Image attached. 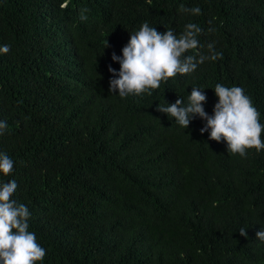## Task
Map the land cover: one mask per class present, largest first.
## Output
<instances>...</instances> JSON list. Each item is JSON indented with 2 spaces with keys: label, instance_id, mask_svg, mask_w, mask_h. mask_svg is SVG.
Instances as JSON below:
<instances>
[{
  "label": "trees",
  "instance_id": "trees-1",
  "mask_svg": "<svg viewBox=\"0 0 264 264\" xmlns=\"http://www.w3.org/2000/svg\"><path fill=\"white\" fill-rule=\"evenodd\" d=\"M145 21L196 23L189 52L221 55L120 98L112 53ZM0 44V152L14 160L0 181L17 182L42 264H264V150L231 154L200 118L185 129L157 110L196 86L211 114L223 83L264 123V0H0Z\"/></svg>",
  "mask_w": 264,
  "mask_h": 264
},
{
  "label": "clouds",
  "instance_id": "clouds-1",
  "mask_svg": "<svg viewBox=\"0 0 264 264\" xmlns=\"http://www.w3.org/2000/svg\"><path fill=\"white\" fill-rule=\"evenodd\" d=\"M183 7V6H182ZM192 14H199L198 6L185 9ZM81 20L86 15L81 13ZM201 27L193 22L176 33L172 28L160 32L145 21L137 30L130 33L122 55L112 53L111 59L119 63V70L109 66L113 74L109 80V90L118 96L151 95L161 82L168 78L191 75L206 59L215 60L221 53L216 52L212 44L208 45L210 55H194L189 50H198V34ZM10 51L8 44H0V54ZM214 93L218 98L209 114L205 110L206 93L202 87H191L187 100L178 98L175 102L158 104L157 110L174 118L175 123L188 128L195 118L204 121L200 132L208 133L209 139L225 142L231 154L247 155V150H264L261 137L264 123L260 113L249 95L238 85L226 86L216 83ZM7 128V123L0 120V134ZM14 171V160L5 152H0V175L8 176ZM17 182L14 179L0 181V264H42L46 255L45 248L37 241L36 233L29 230L31 212L28 206L19 202L14 193ZM247 229L239 228L241 235H247ZM256 238L264 242V227L256 232Z\"/></svg>",
  "mask_w": 264,
  "mask_h": 264
}]
</instances>
